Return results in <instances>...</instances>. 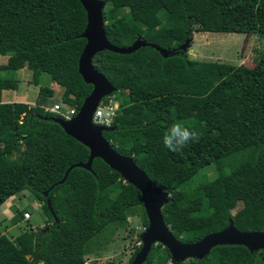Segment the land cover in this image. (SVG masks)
<instances>
[{"label": "trees", "instance_id": "obj_1", "mask_svg": "<svg viewBox=\"0 0 264 264\" xmlns=\"http://www.w3.org/2000/svg\"><path fill=\"white\" fill-rule=\"evenodd\" d=\"M105 2L113 45L142 40L168 55L151 46L96 55L93 65L117 89L111 97L119 103L114 129L104 137L170 194L162 212L181 242L196 243L231 222L243 233L264 232V52L255 66L243 67L195 61L182 49L195 32L264 37V0ZM87 24L80 0H0V57H8L0 65V207L28 191L50 218L14 239L0 229V264H84L86 253L101 250L106 230L126 226L137 207L149 226L141 192L120 173L101 159L91 171L76 166L88 162L90 150L56 122L62 116L47 110L53 89L42 87L35 105L2 100L19 88L8 75L28 69L36 86L42 73L50 74L63 90L60 105L77 115L93 91L79 73ZM174 122L200 132V140L169 151L163 133ZM207 169L216 173L212 180L201 177ZM141 249L142 243L129 264ZM171 262L158 244L144 264H264V250L218 246L203 259Z\"/></svg>", "mask_w": 264, "mask_h": 264}, {"label": "water", "instance_id": "obj_2", "mask_svg": "<svg viewBox=\"0 0 264 264\" xmlns=\"http://www.w3.org/2000/svg\"><path fill=\"white\" fill-rule=\"evenodd\" d=\"M87 12L88 24L82 34L87 44L80 57L79 73L84 81L93 86V91L85 100L78 114L70 119L57 118L65 132L78 140L90 150V158L87 163L76 165L91 171L95 159L103 160L111 169L121 174L125 182L135 186L142 194V203L149 220V226L142 235V249L135 257L132 264H144L153 246L161 244L167 248L172 255L173 263L186 262L192 259H203L218 246L239 245L247 247L251 252L264 250V232L243 233L231 222L230 226L223 231L207 235L196 243H183L172 233L166 224L163 216V208L169 202L170 194L162 191L147 174L135 163L133 157H126L117 153L110 142L104 137L105 132H110L113 127L96 125L93 122L94 114L108 97H111L117 89L109 80L93 65V60L98 53L110 51L117 54H132L142 47L151 46L166 56V50L138 40L131 47L120 48L113 45L107 38L104 21L105 0H80ZM190 43L182 46L187 50ZM76 166L71 167L70 171ZM48 207L58 222L52 209L51 201L48 200ZM48 229H44L46 232Z\"/></svg>", "mask_w": 264, "mask_h": 264}, {"label": "rangeland", "instance_id": "obj_3", "mask_svg": "<svg viewBox=\"0 0 264 264\" xmlns=\"http://www.w3.org/2000/svg\"><path fill=\"white\" fill-rule=\"evenodd\" d=\"M187 51L191 59L195 61L253 67L259 62L264 52V37L256 34L195 32L194 39L187 47ZM7 62L8 57H0V65H5ZM8 77L18 80L19 88L17 91H5L3 94L5 101L16 100L35 105L40 89L44 87L54 90L55 96L52 99L54 106L60 105L59 101L63 90L56 83H53L48 75L40 78L41 84L39 86L33 84V74L28 69L8 75ZM118 94L123 99L126 97L125 94ZM109 100L113 101L116 108L118 107L119 103L116 97H110ZM235 167L236 163L231 162L230 169ZM215 175L214 169H207L201 173V177H206L208 180H212ZM14 197L16 200L11 201L9 199L0 207V229L10 239L16 238L29 229L37 231L43 228L46 222L50 220L43 210V205L30 192L24 191ZM16 201L17 203H15ZM15 206H17L18 213L22 217L27 211L30 213L31 218L25 220V218L20 219L18 215H14ZM144 222L145 215L142 208H135L130 214L126 226H110L106 230L101 250L86 253L84 255V264L107 262L129 264L133 254L142 243V235L147 229Z\"/></svg>", "mask_w": 264, "mask_h": 264}, {"label": "clouds", "instance_id": "obj_4", "mask_svg": "<svg viewBox=\"0 0 264 264\" xmlns=\"http://www.w3.org/2000/svg\"><path fill=\"white\" fill-rule=\"evenodd\" d=\"M201 133L185 126L183 122H174L163 133V145L171 152H181L191 142H198Z\"/></svg>", "mask_w": 264, "mask_h": 264}, {"label": "built area", "instance_id": "obj_5", "mask_svg": "<svg viewBox=\"0 0 264 264\" xmlns=\"http://www.w3.org/2000/svg\"><path fill=\"white\" fill-rule=\"evenodd\" d=\"M118 108L119 105L116 108L112 100H109L108 104L101 103L94 114L93 122L99 126L112 127ZM47 110L52 113L59 114L64 118V120H70L76 115L74 109L59 104ZM24 218L25 220H29L31 218L30 213L26 212L24 214Z\"/></svg>", "mask_w": 264, "mask_h": 264}, {"label": "crops", "instance_id": "obj_6", "mask_svg": "<svg viewBox=\"0 0 264 264\" xmlns=\"http://www.w3.org/2000/svg\"><path fill=\"white\" fill-rule=\"evenodd\" d=\"M44 75H48V76L51 78V80H52L51 75L48 74V73H42L41 76H40V78H42V76H44ZM41 80H42V79H41ZM52 82L55 83L53 80H52ZM40 84H41V82H40V80H39V84H38V86H39ZM2 100H3L4 103H15V102H21V103H22V101H16V100H12V99H11L12 101H8V102L5 101L4 98H2ZM29 105H30V104H29ZM53 106H54V105H53ZM13 198H14V199L11 198V201L16 200L15 197H13ZM15 203H17V201H16ZM26 212H27V211H26ZM26 212H25V213H26ZM17 214H18V208H17V206H15V208H14V215H17ZM14 218H15V216H14Z\"/></svg>", "mask_w": 264, "mask_h": 264}]
</instances>
